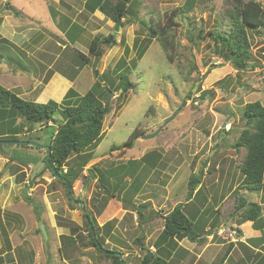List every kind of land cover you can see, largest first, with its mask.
Returning a JSON list of instances; mask_svg holds the SVG:
<instances>
[{"label":"rangeland","instance_id":"374dc122","mask_svg":"<svg viewBox=\"0 0 264 264\" xmlns=\"http://www.w3.org/2000/svg\"><path fill=\"white\" fill-rule=\"evenodd\" d=\"M20 1L25 2L24 9H33L35 5L42 8L37 15L50 34L37 31L32 35V31L15 29V39H20L19 33L23 32L28 35L26 37L33 38L31 45L23 51L0 35V65L6 69H0V87L13 88L14 92L33 85V77L45 72L47 62H52L58 52L62 53L55 45L61 41V46L66 40L64 27L67 26L62 23L61 32H55L48 13L43 9L44 3ZM96 1L86 0L83 4L82 0H73L72 3L63 0L62 3V6L74 5L81 11L73 16L76 23L72 21L69 25H72L70 39H78L82 45L78 49L87 51L93 83L102 87L105 94L108 90V93H114L106 102L111 113L103 120L101 138L89 148L91 152L83 154H90L93 160L73 183L70 196L65 187L44 170L45 150L53 128L28 123L15 110L1 112L0 135L6 133L7 136H0V141L8 143L0 145V196L3 194L0 204H5L3 211L0 209V221L5 223L0 224V230L5 237L12 233L21 243L16 252L21 253L22 264H29L33 255L36 256L34 264H112V259L106 260L96 249L86 247L88 225L85 216L103 239V249L119 253L117 260H123L125 264H139L149 253L165 264H194L205 236L214 234L220 221L221 215L213 206L220 203L219 213L228 215L239 198L248 203H259L256 191L241 193L243 176L238 165L245 151L234 145L245 128V104L258 102L264 105V27L258 34L248 33L253 57L249 66L237 73L219 56L220 44L214 40L215 35L208 32H214L222 8L238 4L239 0H228L225 5L224 0L197 1L191 12L177 16L174 49L167 52L155 39H150L145 24L151 17L154 25L159 21L163 25L165 12L169 14L185 0H124L129 10L120 19L118 32H114L115 22L106 27L100 21L102 17L87 12L93 9ZM247 1L242 0V4ZM254 1L264 9V0ZM48 5L51 10L55 8L51 1ZM98 13L103 15L100 11ZM69 14L74 15V11ZM262 18L264 20V12ZM225 30L223 26L222 31ZM91 31L104 37L113 35L116 40L112 48L103 46V53L105 49L107 52L97 77L95 70L99 68L100 58L97 61L88 52L94 39ZM61 33L64 37L59 35ZM47 37L52 41L51 45L46 41L48 46L44 43ZM122 38L125 45L119 44ZM40 41L41 48L38 49ZM65 53L72 58L71 67L75 63L78 69L85 65L74 47L68 46ZM126 67L130 70L132 89L118 97L121 89H115L120 83L119 75L128 76L127 72H121ZM14 70L20 72V76ZM78 72L71 70L67 75L72 74L73 78ZM225 78L227 82L220 85ZM46 79H38L39 87ZM89 83L86 78L77 84L79 95L91 88ZM33 94L35 91L21 98L28 101L34 98ZM56 118L61 121L59 115ZM13 130L15 137L10 138ZM131 134L137 139L131 148H127L124 145ZM150 135L154 136L141 138ZM6 138L15 140L7 141ZM20 141H28L30 145L10 143ZM10 158L14 161H9ZM89 171L93 172L95 179L88 176ZM200 175V192L193 201L185 204L189 198L190 178L199 179ZM259 195H264V189ZM80 203L86 206L82 208ZM143 204L148 206L142 209L140 205ZM176 206L194 221L192 232L185 238L187 244L196 246L191 253L166 235H159L163 229V216ZM201 207L204 211L197 214ZM36 213L40 214L39 220ZM236 213L232 217L240 221ZM39 224L45 226L48 235L47 254L41 244ZM192 233L198 236L195 241L189 238ZM229 234L233 233L226 231L222 236L230 240ZM0 242L5 245V239L1 238ZM211 255L216 257L208 253L198 264H210ZM250 258L251 255H234L228 264H252Z\"/></svg>","mask_w":264,"mask_h":264},{"label":"trees","instance_id":"16d2710c","mask_svg":"<svg viewBox=\"0 0 264 264\" xmlns=\"http://www.w3.org/2000/svg\"><path fill=\"white\" fill-rule=\"evenodd\" d=\"M197 1L199 0H185L182 6L172 9L169 14L165 12L166 17L163 25L159 23L160 21L154 25L151 17L147 20L148 22L145 25L148 36L150 39H155L164 52L174 49V29L177 16L191 12ZM200 1L205 2L206 0ZM228 2V0H224V5ZM233 4L231 7L224 6L222 8L221 14H219L218 25L214 27V32L210 31L208 33H213V36L215 35L214 40L220 44L219 56L224 61L229 62L233 70L238 73L249 66L253 57L250 51L248 33L258 34L259 29L264 27V20L262 18L264 9L254 0H248L244 4H242V0H239L238 4ZM93 5L113 23L116 22L118 16L120 19L123 18L129 10L124 0H116L115 2L105 0L100 4L98 2L97 4L93 3ZM223 26L226 28L225 32L222 31ZM119 44L125 45L124 38L120 39ZM115 45L116 40L113 35L105 37L97 35L91 40L88 52L98 61L104 52L103 46L112 48ZM125 50L127 52V47ZM142 51L139 53L140 56L143 53ZM78 55L85 61V64L89 63L87 56L81 53H78ZM168 58L172 60L171 55H168ZM252 67L255 68V66ZM121 72H127L128 76H122ZM121 72L119 73L120 83L115 89L116 91L121 89L118 97L126 95L132 89L129 76L130 70L126 67ZM96 74H98V70H95V77H97ZM227 78H225L223 83L221 81L220 85L224 86L225 81L227 82L228 80ZM102 89V87L93 83L91 88L83 95H79L75 90L70 89L59 103L53 100H48L46 103H35L33 101H26L17 94L0 87V116L1 112L10 113L15 110L28 123L46 124L45 127H51L55 130L52 129L45 150V158L43 160L44 170L49 171L52 178L62 184L65 187L66 193L70 196H72L73 183L81 177L83 169L93 160L90 154H83L91 152L89 148L99 141L102 136L103 120L111 113L109 104L103 102L106 94L102 92ZM56 115L61 117V121L58 122ZM244 118L246 121L245 128L241 131L234 145L236 149H244L245 151L244 157L238 165V169L243 176V185L241 187L257 191L264 185V105L258 102L245 104ZM49 123H53L54 125L51 126ZM25 128L23 126V129ZM10 134L12 136L9 137L14 138L16 134L15 130ZM0 136L7 135L4 133ZM136 139V136L131 134L130 140L124 146L131 148L133 141ZM5 140L14 141L15 139L10 140L6 138ZM18 145L28 147L30 144L28 141H20ZM33 146L38 148L37 144H33ZM112 149L113 151L115 150L114 148ZM9 160L11 162L14 161L12 158ZM200 181L195 176L190 178L188 183L189 198H186L187 200L191 199ZM30 204H33V202L30 201ZM84 206L86 205L83 203L82 208ZM140 206L143 209L148 204ZM235 206L237 209L243 211L241 212V216L248 221H256L260 216L261 209L256 203H247L243 198H239ZM136 213L141 215L140 211H136ZM36 216L39 220L40 214L36 213ZM85 217L87 219L86 225H88L86 226L88 238L85 244L86 247L96 249L106 260L112 259V264H125L123 260H117L119 253L103 249V239L99 233H96L93 226V235L91 234L89 218ZM192 224L193 222L184 215L181 208L176 206L163 216V230L160 235H166L167 238L172 240L174 238L187 237L189 232H192ZM189 238L194 241L198 236L192 233V236ZM226 253L217 264H221L224 261ZM139 264H165V262L154 258V255L149 258V254H146Z\"/></svg>","mask_w":264,"mask_h":264},{"label":"crops","instance_id":"0c3cea01","mask_svg":"<svg viewBox=\"0 0 264 264\" xmlns=\"http://www.w3.org/2000/svg\"><path fill=\"white\" fill-rule=\"evenodd\" d=\"M49 1L54 3L55 8L53 10L49 9L48 7ZM67 1L69 3H72L73 0H67ZM84 1L86 2V0H82L83 4H84ZM103 1L105 0H102V1L98 0L95 3L97 4L98 2L100 4ZM30 2L35 3V0H30ZM2 3H3V6L0 7V35L2 38H5L9 43H11V41L14 42V44L18 48H20L22 51L27 50L28 46L31 45L30 44L31 39L33 38L26 37L28 36L26 32H23V34L19 33L20 39H15V34H14L15 29L19 31L20 30L32 31L31 33L32 35H35L37 31L39 32L41 31L45 35L50 34L49 31L44 27L45 25L42 24L43 21L37 15L38 11L42 9L39 6L35 5L32 7L33 9H30V7H28L27 9H24L23 7L25 6L24 5L25 2L20 1V0H2ZM39 3H44L45 6L43 7V9H45L46 13H48L49 15L48 20H51L50 25L53 27V30L55 32H58V33L61 32L60 24L62 23L63 25L67 24V26L64 27L66 28L65 29V36H66L65 39L66 40L61 46H60L61 41L57 42L55 45L60 50H62V53L60 54V52H58L57 55H55V59L52 60V62H47V66L44 67L45 72L42 71L40 75H35L33 77L35 78L33 81L34 83L33 85H28L25 87V89L22 88L21 90L19 89L15 90L19 92L12 91L13 88L12 89L5 88V89L17 94L19 97H22V98H24L23 95L30 94L31 92L35 91V94H33L34 100L27 99L28 101H33L35 103H45L48 100H53V101L55 100L59 103L64 99V97L66 96L67 92L70 89L74 90L75 88V91L77 92V84L84 82L86 78H89V81H90L89 87L93 85V81H92L93 75H92V71L89 69V63H86L85 65L79 67V69L77 65H75L76 63L71 67L72 58H69V56H67V54L65 53L68 46H72L78 53H81L87 56L86 55L87 51L84 52L83 50L78 49V47L82 48V45L79 44L78 39L76 40L70 39L72 30H69V29L72 25L71 26L69 25L72 23V21H74V24L76 23L75 18H73V16L76 17L81 11H79L74 5L69 6L67 4H64L62 6L63 0H39ZM93 8L94 9H91L90 11L87 10V12H89L92 15L98 14L99 17H102L100 18V21L103 22V24L106 27L107 26L109 27L110 25L113 24V22L110 19H108L105 15L101 14L102 16H100V14L98 13L99 11L97 12L98 9H96L95 6ZM71 10L74 11V15L72 16L69 14ZM46 25H49V24L47 23ZM92 30L96 31V29H92ZM95 31L90 32L92 35H94V37L97 35H101V33H95ZM59 35L61 37H64L63 33ZM46 41H48L50 45L52 44V41H50L48 37L44 39L45 45L48 46ZM39 48H41V41L39 42L38 49ZM74 54L75 53H73V56H72L73 60H75ZM1 68L5 69L1 67L0 65V69ZM71 70L72 72L73 71H79V72L82 71V72L81 73L78 72L72 78L71 77L72 74H70L69 76L67 75V72H70ZM7 71H10V70H7ZM14 73L17 74V76H20L18 75V73L20 72L15 71ZM82 73H86V75H82ZM44 77H46L47 79L44 82V84L41 87H39L40 84H39L38 79L44 78ZM20 79L26 80V78H20ZM1 160H2V157L0 156V161ZM241 188H242L241 193L243 194L246 191H252V192L256 191V190H250L247 187H241ZM200 189H201V183H199L196 189L194 190L193 196L191 197V199L190 200L186 199L187 203L185 204H188L191 201H193L196 195L200 192ZM263 189H264V185L262 186L261 189L256 191L258 194V200H259V203H256V204L259 205L261 209L260 216L258 217L256 221H248L244 219L241 216V212L243 211L241 209H237L236 206H234V210H232L231 212L229 211V214H228L229 216L225 213H222L221 211L219 213V210L221 207L220 203L216 206H213L214 210L218 214L221 215L220 221L218 219L219 224L214 228L215 233L205 236L204 238L205 243L203 247L201 248L200 252L196 254L194 264H198V262L202 260L204 255L208 253L209 254L212 253L216 255V257L217 256L219 257L218 259H216V257L214 258L213 255H211L212 256L211 263L216 259V261H214L212 264H217L219 260L221 259V257L226 252H227L226 257L221 264H228V260L234 255H239L240 257L251 255L252 259L251 258L249 259V263L252 262V264H264V195H262L261 197L259 195V191H262ZM1 197H3V194L0 196V198ZM4 208H5V204L3 203L0 204V209L2 211ZM202 209L203 207H201L198 210L197 214L202 213L204 211V209L203 210ZM234 211H239V212L236 213ZM233 213H236V216L237 214L239 215V217L241 218L240 221H237L236 219L232 217ZM187 217L190 218V216H187ZM0 224L4 225L5 223L1 220ZM249 227H251V230H248ZM226 231L233 233V234H229L231 238L230 240H226L222 236L223 232H226ZM1 238L5 239V245H3L2 242H0V264H22L20 262L21 253H19L18 255V252H16V249L20 246L21 243L17 241V239H14L12 233H7V236L5 237L3 235V232L0 230V239ZM185 238L186 237L178 238V239L174 238V241L177 242V246L183 247L185 251H187V253L188 252L191 253L192 251L196 249L195 248L196 246L194 243L187 244V240ZM214 238H216L215 241H213ZM14 251L16 252V254L14 253ZM247 259L248 258H246V260ZM35 262H36V256L33 255L29 264H34Z\"/></svg>","mask_w":264,"mask_h":264},{"label":"water","instance_id":"95a60500","mask_svg":"<svg viewBox=\"0 0 264 264\" xmlns=\"http://www.w3.org/2000/svg\"><path fill=\"white\" fill-rule=\"evenodd\" d=\"M119 26H120V17L118 16V17H117V20H116V22H115V24H114V32H118V30H119ZM105 51L107 52V50H105ZM106 52L103 53V54L101 55V57H100V65H99V68H98V72H99V73H100L101 70H102V65H103L104 58H105V56H106ZM113 96H114V93H112V92L107 93V94L104 96V98H103V102H104V103L108 102ZM152 136H154V135L143 136V137H141V138H142V139H148V138H150V137H152ZM7 143H8V142H6V141H0V145H2V144H7ZM11 143H13L14 145H18L20 142H11ZM206 165H207V162L205 163V166H206ZM89 176H90L91 179H95V176H94V174H93L92 171H89ZM200 179H201V175L199 176V180H200ZM80 205H82V204L80 203ZM86 221H87V219H86ZM89 227L91 228V234L93 235L92 225L89 224ZM38 231H39V233H40V238H41V244H42V247H43V249L45 250V253L47 254V253H48V251H47V250H48V235H47V233H46L45 226L42 225V224H39V225H38ZM151 257H152V254L149 253V258H151Z\"/></svg>","mask_w":264,"mask_h":264},{"label":"flooded vegetation","instance_id":"af4514ba","mask_svg":"<svg viewBox=\"0 0 264 264\" xmlns=\"http://www.w3.org/2000/svg\"><path fill=\"white\" fill-rule=\"evenodd\" d=\"M76 202H78V201H76Z\"/></svg>","mask_w":264,"mask_h":264},{"label":"bare ground","instance_id":"6f19581e","mask_svg":"<svg viewBox=\"0 0 264 264\" xmlns=\"http://www.w3.org/2000/svg\"><path fill=\"white\" fill-rule=\"evenodd\" d=\"M226 117V116H225Z\"/></svg>","mask_w":264,"mask_h":264}]
</instances>
